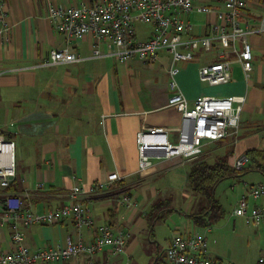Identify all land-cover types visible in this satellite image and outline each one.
<instances>
[{
    "label": "crops",
    "instance_id": "obj_1",
    "mask_svg": "<svg viewBox=\"0 0 264 264\" xmlns=\"http://www.w3.org/2000/svg\"><path fill=\"white\" fill-rule=\"evenodd\" d=\"M0 1L9 24V37L0 44V130L15 143L16 165L15 176L0 191L20 195L26 207L41 213L64 203L76 183L90 185L106 180L111 172L118 175L107 188L81 197L91 212L93 227L78 230L70 218L22 226L23 243L29 250L62 245L68 237L90 241L95 226L108 223L116 230L129 231L125 250L112 253L103 248L93 255L92 264H171L164 251L175 232L205 237L210 258L227 264H257L264 253V219L246 222L233 210L227 217L211 219L212 205H207L206 196L191 189L189 173L196 162L213 164L225 157L232 167L239 154L251 151V161L252 154L264 155V31L247 35L252 45L248 78L233 54L230 80L216 85L201 81L197 70L216 58L214 51L199 50L196 58L177 63L176 81L189 100L199 94L245 96L236 133L207 141L198 159L184 160L179 155L153 158L150 166L139 169L137 131L164 127L168 139L174 141L180 128V112L167 105L170 54L161 50L153 62L130 58L122 63L112 55L93 57L95 38L86 34L68 44L82 59L43 65L52 48L65 45L63 34L47 14L48 3L93 0ZM193 14L186 18L191 20ZM200 14H204L202 23L213 18L211 13ZM1 21L0 14V25ZM240 21L249 27H264V0H247ZM202 23L194 25V33L203 31ZM151 29V25L146 27L140 37L137 32V38H147ZM99 48L105 52L106 42L101 41ZM251 165L247 169L253 167L264 176V165ZM254 181L264 183V177ZM125 193L130 197L129 206L120 201ZM177 193L180 200H187L184 211L192 210L187 216L202 221V227L182 225L173 218L175 206L181 205L177 199L174 202ZM247 201V212L256 204L264 205V197L248 195ZM165 215H170L174 224L168 230ZM205 216H210V221L204 220ZM10 247L9 227L0 222V250ZM85 260L80 256L33 264H79Z\"/></svg>",
    "mask_w": 264,
    "mask_h": 264
},
{
    "label": "built area",
    "instance_id": "obj_2",
    "mask_svg": "<svg viewBox=\"0 0 264 264\" xmlns=\"http://www.w3.org/2000/svg\"><path fill=\"white\" fill-rule=\"evenodd\" d=\"M0 1V44L9 37V24L5 21V10ZM247 0H93L69 5L49 2L47 14L57 31L63 34L65 45L52 48L42 61L43 65L75 62L81 55L72 51L68 44L86 34L94 36L92 56L112 55L126 63L130 58L143 62H153L159 51L170 54L168 67L167 105L180 112L181 123L176 140L168 139L164 127H142L136 133L139 169L152 164L153 158H168L179 155L184 160H195L203 153L207 141H215L236 133L240 112L245 96L199 94L189 100L181 91L176 74L178 62L196 58L199 50L214 51L216 58L198 66V76L210 85L226 83L231 77L232 54L235 55L246 78L252 70V45L247 35L264 31L242 25L240 17L244 14ZM191 12L211 13L213 18L204 24L200 33H194L195 23L186 16ZM151 25L152 29L145 39L136 36V23ZM106 42V51L99 48ZM1 73V72H0ZM15 143L0 130V189H5L16 174ZM250 161L246 153L237 155L232 163L235 171L244 169ZM118 178L116 172L107 175L106 180H97L90 185L76 183L67 192L61 205L37 213L26 207L23 199L16 193L0 191V222L9 227L11 247L0 250V264H33L36 261H55L63 258H86L84 263L92 264V257L103 248L112 253L125 250L129 231L114 229L108 223L95 226V234L90 241L81 237H68L64 244L41 247L35 250L23 243L22 226L33 223H51L70 218L74 226L93 227L94 221L89 208L81 197L107 188ZM264 197V183L246 184L245 192L239 197L233 209L234 214L243 216L246 222L264 219V205H254L247 212V197ZM120 201L129 206L130 197L125 193ZM207 241L198 235H183L175 232L164 254L171 264H227L207 256ZM264 264V253L257 259Z\"/></svg>",
    "mask_w": 264,
    "mask_h": 264
},
{
    "label": "rangeland",
    "instance_id": "obj_3",
    "mask_svg": "<svg viewBox=\"0 0 264 264\" xmlns=\"http://www.w3.org/2000/svg\"><path fill=\"white\" fill-rule=\"evenodd\" d=\"M202 13V12H201ZM203 15L204 14H200L197 12H194V14L191 17V21L192 23L195 24H200L203 22ZM150 26L148 23H137L136 24V35L138 32V36L140 35V32L144 31V29L146 27ZM140 37V36H139ZM253 156V161H249V164H252L251 166H256L257 163L259 162L260 164L264 165V155L263 154H259V153H255L252 154ZM252 162V163H251ZM247 165V166H248ZM232 166V165H231ZM247 166L240 170V171H234L231 168H229L228 171H226L225 175L219 179L216 183V185L213 188L212 191V198L214 199V207L212 209V214H211V219H213L214 217H227L230 215V213L232 212L236 201L239 199L240 195L243 192V186H244V182L247 184L250 183H256L254 180L256 179V177H264L262 173L254 170L253 167H249L247 169ZM230 167V165H229ZM216 173H218L216 171ZM251 178V179H250ZM180 194L177 193L176 196L173 198L174 202L177 199L176 203L177 204H181L180 207L179 206H175L174 208V215L173 218L176 219L177 218V222H180V224H184L187 223L189 225H195V224H200L199 226H203L202 221H195L193 217L190 215L187 216L188 213H191V211L188 210V212L184 211V202H186L187 200H180ZM212 199V200H213ZM212 200L208 199L206 200L207 205L211 206L213 204ZM218 213V214H217ZM216 214V215H214ZM166 216V220L164 222V226L166 227V230H168V227H172V217L170 215H165ZM190 219V220H189ZM204 220L206 221H210V216H205ZM214 223V221H213ZM212 223V224H213Z\"/></svg>",
    "mask_w": 264,
    "mask_h": 264
},
{
    "label": "trees",
    "instance_id": "obj_4",
    "mask_svg": "<svg viewBox=\"0 0 264 264\" xmlns=\"http://www.w3.org/2000/svg\"><path fill=\"white\" fill-rule=\"evenodd\" d=\"M250 152L251 151H248L246 154H249ZM229 168L231 167L227 164L225 157L218 159L213 164H208L204 161L196 162L192 165L189 173V185L193 191L201 193L209 200H212V191L215 184L225 175ZM216 171L218 173H216ZM212 202L213 208L215 206L214 199Z\"/></svg>",
    "mask_w": 264,
    "mask_h": 264
}]
</instances>
